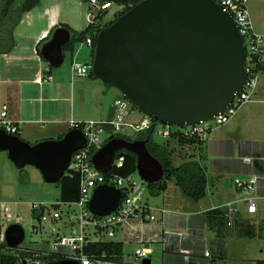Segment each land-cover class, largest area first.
I'll return each instance as SVG.
<instances>
[{
	"label": "water",
	"instance_id": "water-1",
	"mask_svg": "<svg viewBox=\"0 0 264 264\" xmlns=\"http://www.w3.org/2000/svg\"><path fill=\"white\" fill-rule=\"evenodd\" d=\"M140 1L98 35L92 74L116 88L141 113L165 126L199 125L224 114L248 81L247 48L233 18L214 0H112ZM72 32L56 29L40 48L52 68L65 62V46ZM81 129H70L60 139L35 144L0 129V151L18 170L30 166L47 184L66 175L72 156L85 148ZM137 157L140 179L154 184L165 175L145 141L110 140L93 156V166L108 174L118 152ZM122 192L108 184L97 187L90 211L97 217L114 213ZM26 237L20 223L5 232L9 249ZM51 264H79L74 260ZM143 264H152L145 259Z\"/></svg>",
	"mask_w": 264,
	"mask_h": 264
},
{
	"label": "built area",
	"instance_id": "built-area-1",
	"mask_svg": "<svg viewBox=\"0 0 264 264\" xmlns=\"http://www.w3.org/2000/svg\"><path fill=\"white\" fill-rule=\"evenodd\" d=\"M214 1L233 18L247 48L248 81L246 85L236 94L233 104L224 114L210 120L215 121L216 127H221L232 120L237 109L249 102L252 94L257 90V73L259 68L264 65V35H260L254 30L249 12V0ZM79 3L87 5L85 18L88 25L94 24L98 15L109 12L114 6L113 2H101L100 0H79ZM48 36V33H44L41 40ZM85 44L92 48L91 38H88ZM71 69L74 76L89 77L92 72V62L73 61ZM47 80L50 81L51 77L49 76ZM8 112L9 107L2 104L0 106V129L13 135L19 134V129L9 119ZM135 113L134 106L121 95L114 101V116L111 121L71 123V129H81L87 139L86 147L73 154L66 172V175L71 177L79 175V200L73 202L58 200L53 203L31 205V211L34 210L38 213L36 223L32 226V233L42 235L44 232L48 236L41 241L31 240L28 243L25 242V237L24 242L17 248L9 249L7 247L15 257V264H51L53 263L50 261L51 257L55 259L56 256H62L63 260H74L79 264H143L145 259H150V256L153 255L151 246L161 242L164 243L163 251L182 254L187 264H192L191 256L193 255L201 256V264H215L214 259L221 257L216 245L214 248L205 249L200 254L182 248L181 238L191 237L195 241L194 236L192 237L193 229H186L185 233L178 229L166 232L162 236L148 233L145 227L155 224L157 221H162V225H164L169 211L165 208H153L148 201L143 199L145 195L144 182L140 179L138 172L128 177L113 174L115 167L123 166L124 157L115 158L113 170L108 174L99 172L93 166V156L112 137L131 136V133L137 134L152 129L154 135L164 141L183 137L205 142L215 129L210 121L187 127L165 126L145 114L141 119H134ZM173 127L176 130H173ZM105 133L109 136L107 140L102 138ZM174 134L178 135L174 136ZM241 160L250 166L255 162V158L249 155L243 156ZM105 184L119 189L122 192V200L114 213L105 217H97L90 211L89 205L95 189ZM235 185L237 192L243 197L238 201L229 202L221 208L224 213V226L230 230H237L240 221L245 219L239 211L241 205L244 215L249 219H257L259 226L263 224L264 228V218L261 214L263 209L259 206V201H264V176H251L247 180H236ZM2 209L4 211L0 214V246L6 244L5 232L9 226L5 222L11 220L12 223L15 222L10 214V208L3 205ZM16 218L18 221L20 220L18 216ZM120 232H126L129 239H133L141 245V248L136 249L129 257L130 260L117 261L105 254L97 255L90 251L94 244L114 241ZM165 236L176 238V241L171 244L172 246L168 245Z\"/></svg>",
	"mask_w": 264,
	"mask_h": 264
},
{
	"label": "crops",
	"instance_id": "crops-1",
	"mask_svg": "<svg viewBox=\"0 0 264 264\" xmlns=\"http://www.w3.org/2000/svg\"><path fill=\"white\" fill-rule=\"evenodd\" d=\"M70 4H72L70 0H42L39 6L23 16L16 27L14 31L16 45L14 49L10 53L0 54V106L6 104L9 107V119L14 126L18 127L19 137L30 144L47 139H59L60 136L71 129L72 122L95 121L105 123L111 121L114 116V101L120 97L116 88L110 87L106 82L96 77H77L73 75L72 69L64 67L49 69L47 62L38 54V49L41 48L44 41L48 42L51 39L56 27H59L60 24H67L72 27V24H70L72 19ZM85 5L80 6L84 14L87 7ZM252 23L254 27L253 19ZM77 29V32L85 30L82 29L81 25ZM44 33H48L49 36L41 40ZM81 45H85V42ZM67 54L71 55V65L73 61L79 62V50L77 51L75 48L74 53H65V59ZM90 62L85 60L80 63ZM49 76L51 77L50 81L47 80ZM256 92L257 98L255 100L251 99L249 102H264V87L259 88ZM212 135L213 132L209 139L205 141L202 149L195 144L181 146L176 138L169 139L166 142L170 150L174 149L172 159L175 153V148L170 147L172 143L184 149L192 147L197 152L193 153L191 157L188 156L184 162H200L207 174L205 163L209 161V153L207 154L206 151L208 145H211ZM259 138H255L253 142L242 140L239 143L238 165H235L234 169L243 178L264 176V139ZM246 155L255 158L254 165L250 166L243 163L241 158ZM229 202L232 201L227 203ZM226 204L214 206V209L221 210ZM168 207V205L165 206V209L169 211V215L164 225L160 221V223L145 227L150 235L156 233L162 236L166 232H173L178 229L183 233L186 232L183 214ZM207 211L203 213L200 219L191 217L189 229H193L192 237L194 236L195 241L191 237H183L180 239L181 247L200 254L207 249V245L211 248L216 245L221 253L222 260H225L227 254L224 242L210 228L206 218ZM195 215L192 214V216ZM240 222L243 224V220ZM235 232L237 234V231ZM257 232L264 236V231ZM119 234L121 237L116 242H122L124 247L127 243H130L137 246V249L141 248L140 244L127 237L126 232H120ZM165 239L169 246H172L171 244L176 241L174 236H165ZM157 244L164 246L162 242ZM151 250H153L154 255L156 251L152 246ZM134 252L129 253L128 256L130 257ZM153 255L150 256V260ZM163 256V264H187L180 253L168 251ZM191 257L193 259L192 264L202 263L201 258L194 255ZM122 260L127 261L125 260V254ZM216 264H218V261Z\"/></svg>",
	"mask_w": 264,
	"mask_h": 264
},
{
	"label": "rangeland",
	"instance_id": "rangeland-1",
	"mask_svg": "<svg viewBox=\"0 0 264 264\" xmlns=\"http://www.w3.org/2000/svg\"><path fill=\"white\" fill-rule=\"evenodd\" d=\"M70 1L72 3L70 4L72 15L71 28L78 31L77 28L81 25L82 29H85L87 27L85 14L80 7H83V5H80L79 0ZM122 9V6L114 5L108 12L107 20L112 19ZM249 12L254 22L255 31L260 35H264V0H249ZM46 42L44 41L42 45ZM81 44H77L76 47V50H79V62L85 60L91 61L92 49L86 44ZM71 60V55L67 54L65 62L61 67L71 69ZM257 75L258 91L259 88L264 87V65L258 70ZM256 94L257 92L252 94V100L257 98ZM119 95L121 96L120 92ZM142 117L143 113L136 109L133 118L138 120ZM210 123L215 129L211 137V145H208L209 147L206 151L207 154L209 153V161L205 163L208 178L207 194L205 197L200 200H194L186 196L180 187L176 185L174 178L166 180V190L161 191L157 196L152 195L148 190L147 184L143 183V187L145 188L143 199L148 201L152 207L165 208L168 205L169 209L182 213V217L185 218L187 230L189 229V220L191 217L200 219L205 211L214 209V206L226 204L228 201H238L243 197L237 192L235 185L236 180H247L240 176L234 169L235 165H238L239 143L242 140L253 142L257 137L264 139V102L244 103L237 109L232 120L224 126L216 127L214 120L210 121ZM173 130H176V128L173 127ZM130 135L133 139L137 136L134 133ZM102 138L103 140H107L109 136L105 133L102 135ZM155 139L159 143L165 142L160 137L155 136ZM170 147L175 148L172 160L173 165L176 167L185 163L184 161L187 160L188 156L191 157L193 153L197 152L192 147L184 149L173 143ZM24 171L27 177L23 180L20 170L9 160L7 153L0 151V214L4 211L2 209L3 205L10 208V214L14 218L13 221H15L13 223H20L24 227L26 233L25 242L28 243L31 240L41 241L48 236L44 232L42 235L32 233V226L36 223V219L32 216L30 206L33 204L53 203L60 200V190L55 184H47L42 179L40 172L35 168L28 166ZM136 179L140 182L138 176H136ZM259 206L263 209L261 214L264 218V201H259ZM239 211L242 217L245 218L243 220L244 226L259 228L258 220H254L253 218H250V220L246 217L241 205L239 206ZM192 214L196 215L192 216ZM16 216L20 219L19 221ZM11 221L5 223L9 226L13 224ZM157 223H160V221L155 222V224ZM212 230L215 231V228ZM235 231L234 229H227L225 226L222 227V232H224L222 240L227 255L225 260L218 261V264H254L258 260H264V238L241 239L238 238L239 236ZM120 237V234H117L114 241H119ZM152 247L156 251L151 257L152 264H163V255L167 252L163 251L161 244H154ZM207 248L211 249V246L209 247L207 245ZM136 249L137 246L127 243L124 247L125 260H130L128 254Z\"/></svg>",
	"mask_w": 264,
	"mask_h": 264
},
{
	"label": "trees",
	"instance_id": "trees-1",
	"mask_svg": "<svg viewBox=\"0 0 264 264\" xmlns=\"http://www.w3.org/2000/svg\"><path fill=\"white\" fill-rule=\"evenodd\" d=\"M87 1V0H84ZM101 2H113L114 5L122 6L123 9L117 12L112 19L107 20L108 12H103L96 18L94 24L88 25L87 28L81 32L73 30L67 24H60V27L66 28L72 32L71 41L65 46V53L70 52L74 53L77 44L84 43L88 38L92 40V60L94 59V51L97 42L98 35L100 32L110 26L114 21L119 17L127 13L134 6H136L140 1H112V0H100ZM42 0H0V54L10 53L15 45L16 40L14 37V31L18 24L21 22L23 16L39 6ZM38 54L44 60L41 55L40 49H38ZM45 61V60H44ZM46 62V61H45ZM261 68V67H260ZM259 68V69H260ZM49 69H53L49 66ZM94 77V75L90 74ZM110 87L112 85L108 84ZM135 109V107H134ZM109 129V127H107ZM19 136V134H16ZM178 134H174L176 136ZM118 138L125 139L129 142L133 141H145L147 143V148L149 153L156 158L164 167L165 175L162 181L154 184L147 185L148 190L154 196L160 194L161 191H165L167 188V179L174 178V181L182 192L194 199L200 200L207 194L208 187V178L205 168L198 161H188L179 166L173 165L172 153L173 150H170L168 143L165 141L159 143L155 139L153 130H147L144 132L137 133L135 139L131 136L119 135ZM62 138V136H60ZM59 138V139H60ZM179 145H197L202 149L205 142L198 141L195 138H183L179 137L177 139ZM117 159L124 157L125 162L122 167H115L113 174L128 177L130 175L136 174L137 172V157L127 150H122L117 153ZM23 180L26 179L27 175L25 174L24 169L20 170ZM57 186L60 189V200L64 202H73L79 200L80 196V178L79 175H65ZM223 211L220 209H213L206 212V218L211 229L215 228L218 238H223L222 227L224 226ZM32 216L34 219L38 218V213L32 211ZM218 227V228H217ZM217 228V229H216ZM237 234L240 238H256L261 239L264 236L257 231H264L263 224L259 226L258 229L251 226H244L241 222L237 228ZM123 243L116 241H109L104 243H98L91 246L90 251L97 255H107L108 257L113 258L114 260L121 261L124 256ZM200 257L201 256H197ZM64 258L62 256H56L55 259L51 257V262L62 261ZM222 260L221 257L214 259V263ZM0 264H15V257L11 254V250L7 248V245L4 244L0 246ZM255 264H264V260L256 261Z\"/></svg>",
	"mask_w": 264,
	"mask_h": 264
}]
</instances>
